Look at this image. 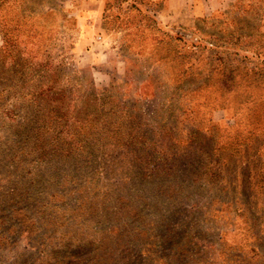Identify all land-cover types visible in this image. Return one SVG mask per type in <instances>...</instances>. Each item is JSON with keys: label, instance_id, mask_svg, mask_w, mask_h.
Wrapping results in <instances>:
<instances>
[{"label": "rangeland", "instance_id": "1", "mask_svg": "<svg viewBox=\"0 0 264 264\" xmlns=\"http://www.w3.org/2000/svg\"><path fill=\"white\" fill-rule=\"evenodd\" d=\"M214 1L0 0V264H264V0Z\"/></svg>", "mask_w": 264, "mask_h": 264}, {"label": "crops", "instance_id": "2", "mask_svg": "<svg viewBox=\"0 0 264 264\" xmlns=\"http://www.w3.org/2000/svg\"><path fill=\"white\" fill-rule=\"evenodd\" d=\"M214 0H137L139 4L157 5L160 16H156L158 25L161 23L169 28L186 30L199 17L213 11L217 3ZM152 19V20H155ZM165 27V26H164ZM186 28V29H185ZM176 31V30H175Z\"/></svg>", "mask_w": 264, "mask_h": 264}]
</instances>
